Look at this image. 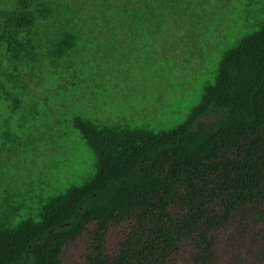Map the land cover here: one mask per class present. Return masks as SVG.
Instances as JSON below:
<instances>
[{
	"label": "trees",
	"instance_id": "1",
	"mask_svg": "<svg viewBox=\"0 0 264 264\" xmlns=\"http://www.w3.org/2000/svg\"><path fill=\"white\" fill-rule=\"evenodd\" d=\"M59 16L57 0H0V106L11 115L23 69L77 45ZM73 129L92 169L35 207L0 198V264H65L79 239L82 264H264V21L222 51L172 128L75 117ZM0 139V154L20 151L8 119Z\"/></svg>",
	"mask_w": 264,
	"mask_h": 264
},
{
	"label": "rangeland",
	"instance_id": "2",
	"mask_svg": "<svg viewBox=\"0 0 264 264\" xmlns=\"http://www.w3.org/2000/svg\"><path fill=\"white\" fill-rule=\"evenodd\" d=\"M57 2L56 23L77 36L76 47L55 64L23 69L22 109L0 106V125L8 119L21 138L15 156L0 154V198L9 194L12 205L35 207L92 169L75 117L172 128L198 102L222 51L264 21V0ZM85 241L64 248L65 264H82Z\"/></svg>",
	"mask_w": 264,
	"mask_h": 264
}]
</instances>
